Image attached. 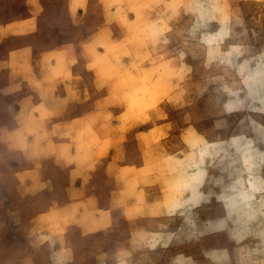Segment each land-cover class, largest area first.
Segmentation results:
<instances>
[{
	"label": "rangeland",
	"instance_id": "1",
	"mask_svg": "<svg viewBox=\"0 0 264 264\" xmlns=\"http://www.w3.org/2000/svg\"><path fill=\"white\" fill-rule=\"evenodd\" d=\"M0 264H264V0H0Z\"/></svg>",
	"mask_w": 264,
	"mask_h": 264
}]
</instances>
